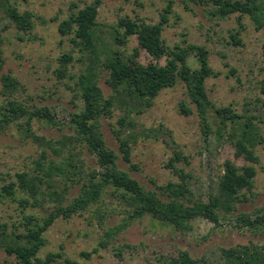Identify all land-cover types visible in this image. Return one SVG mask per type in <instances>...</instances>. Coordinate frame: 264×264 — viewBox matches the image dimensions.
Segmentation results:
<instances>
[{
  "label": "rangeland",
  "instance_id": "rangeland-1",
  "mask_svg": "<svg viewBox=\"0 0 264 264\" xmlns=\"http://www.w3.org/2000/svg\"><path fill=\"white\" fill-rule=\"evenodd\" d=\"M11 1L21 12L34 13L36 24L31 32L20 31L0 10V34L5 58L4 67L0 70V105L9 100H18L30 110L50 108L54 121L34 118L31 132L60 147L62 145L57 141L77 136L71 122L72 113L79 111L81 105L75 84L90 60L89 55L72 42L73 34L60 33L59 25L72 10H78L94 0ZM169 1L103 0L97 29L104 43L99 46L100 58L94 67L105 97L114 95V90L107 83L110 72L103 65L111 54V48L119 47L126 55H132L139 46L136 35L130 36L124 45L111 44L114 26L123 16L140 17L147 24L157 23ZM173 2V12L163 32L166 44L171 48L178 45H206L210 50V64L219 72L206 81L212 103L215 107L229 106L239 114L252 117L264 132V26L257 28L255 21L249 15H244V30L237 34L240 27L238 13L218 19L207 14L201 6L189 9L185 0ZM73 3L79 7L73 8ZM237 38L241 39L239 44L234 42L239 41ZM64 53H71L75 61L69 65V76L60 77L59 58ZM138 60L143 64L166 63L165 58L157 61L143 49ZM189 64L192 68L198 67L194 55L189 57ZM7 73L20 81V86L12 95L4 92L2 76ZM182 102L187 103L191 113L182 112ZM129 108L117 102L112 116L101 118V131L108 145L119 153L120 167L129 171L147 189L160 192L159 186L180 180L168 166L176 151L186 157L176 165L190 175L189 183L197 198L207 199L210 193L217 190L226 160H232L239 166L246 164L244 158L236 157V137H232L230 121L223 122L215 109L209 107L205 123L182 80L161 91L151 107L141 112L135 109L130 116L135 126L121 128L119 120ZM25 121L21 118L19 123L0 129V184L16 181L19 173L43 178L36 166L43 152L47 156L44 160L46 167L54 161L57 165L65 166L66 171L54 175L52 179L43 178L42 182H37L35 195L19 189L16 196L0 199V228L9 233L26 232V217L41 220L57 203L66 204L79 194L82 183L78 182V176H74L73 182L68 174L73 172L68 165L70 155H74V159L78 155L86 163L87 176L93 170L100 169L97 157L84 144L75 143V149L68 144L58 153L29 136ZM115 129H121L122 135L128 139L132 163L138 168H132V163L124 160ZM256 153L259 162L255 163L257 175L254 187L251 191H243L248 200L238 204V212L252 213L264 207V145H258ZM76 163L79 162L76 160ZM51 191H58L61 201L57 202L51 196ZM23 197L29 201L26 206L20 202ZM129 209L125 200L112 188H107L103 199L88 210L69 219L59 218L45 232L48 244L39 255L45 258L50 252H61L62 258L54 264H178L175 259L187 251L192 258L201 261L199 264H219L223 261L222 249L251 242L264 244V230L253 232L244 227H235V222L230 218L222 220V225L218 226L197 218L192 222V230L182 232L146 215L132 219L128 227L110 239L107 248L100 246L107 231L130 219ZM95 247H99V251L91 257L83 254ZM0 264L20 263L15 255L0 246Z\"/></svg>",
  "mask_w": 264,
  "mask_h": 264
},
{
  "label": "trees",
  "instance_id": "trees-1",
  "mask_svg": "<svg viewBox=\"0 0 264 264\" xmlns=\"http://www.w3.org/2000/svg\"><path fill=\"white\" fill-rule=\"evenodd\" d=\"M103 0H94L79 7L72 4L78 10H72L69 16L62 20L59 31L62 35L73 34L72 42L81 47V50L89 55V64L85 71L79 76L75 84L76 96L81 105L77 112L72 113L71 122L76 130V137L57 141L60 147H55L52 141L31 132V122L34 118L54 121L50 108L41 107L30 110L18 100H9L8 103L0 105V129L4 130L10 124L19 123L24 118L25 126L29 136L36 141L49 145L54 151L61 153L62 148L72 144H84L88 150L97 157L100 165L99 170H93L85 174L86 163L78 155L68 157V165L73 169L68 173L70 180L74 182V176L81 184L80 192L72 200L64 204L57 203L56 207L43 219L39 220L33 216L25 218L26 232H7L0 228V246L15 255L20 264H54L62 253L50 252L45 258L39 254L48 244L45 232L59 219H69L75 214H81L92 205L100 202L107 188L126 201L129 209V220L117 227L111 228L106 233V238L100 242V246L107 248L110 239L115 238L129 226L132 219L142 218L146 215L173 226L176 230L188 232L193 228V220L203 218L215 225H222V220L230 218L235 222V227H244L253 232L264 230V207L255 212H238V204L248 200L243 191H251L254 187V179L257 175L255 163L259 162L256 153L258 145H264V132L253 121L252 117L237 113L229 106L215 107L208 96L206 81L210 76H217L210 64V50L206 45L191 44L185 47L177 46L171 48L166 44L163 37L165 26L169 23L173 12V0L161 13V19L154 24H147L142 18L134 19L130 16L120 18L118 25L112 31L111 44L114 46L124 45L130 36L136 35L139 46L135 48L132 55H126L119 47L112 50L108 58L103 62L105 68L110 72L107 83L114 90V95L105 97L100 87L94 67L99 61V46L104 40L98 33L99 9ZM189 9L201 6L214 18L225 19L238 13L240 27L237 34L244 30L242 19L249 15L256 23L257 28L264 26V0H185ZM0 10H3L12 23L24 32H31L35 28L36 15L31 11L21 12L18 6L11 0H0ZM233 38H236L233 36ZM238 39V38H237ZM234 40L239 44L241 39ZM111 46V45H110ZM146 50L155 60L165 58L166 63L150 62L143 64L138 60L141 50ZM194 55L198 61V67L192 68L189 57ZM60 77L69 76V65L73 63L74 57L71 53H64L60 58ZM5 64L3 38L0 34V70ZM235 72V70H233ZM179 80L185 82L188 95L192 102L200 110L204 122H207V108L212 107L225 122L229 120L232 125V137H236V157L246 160V164L239 166L232 160H226L223 166V174L219 177L217 190L210 193L207 199L197 198L191 189L190 175L176 163L185 160L186 157L176 151L170 159L168 166L173 169L179 177L178 182L170 181L166 185L158 187L159 191L147 189L140 181L133 177L129 171L120 167L119 153L108 145L101 131V118L112 116L117 102L121 106H129V111L120 118L121 128L135 126L131 119V113L137 109L139 112L151 107L155 99L166 88L173 87ZM4 92L12 95L20 86L18 78L10 73L2 76ZM264 92V83L263 88ZM182 112L189 114L191 109L186 102L181 103ZM208 126V125H207ZM115 134L120 142V150L126 162L132 163L130 143L122 135L121 129H115ZM46 153H42L40 160L36 161L37 170L42 173L43 178L63 174L65 166L57 165L54 161L45 166ZM73 159V160H71ZM76 160L79 163H76ZM132 168H138L132 163ZM72 174V176L70 175ZM36 175L30 177L28 173H19L16 181L0 184V199L6 196H16L19 189L25 193L35 195L37 193V182L44 179ZM72 178V179H71ZM47 180V179H46ZM77 182V181H75ZM57 202L61 201L58 191H51ZM54 194V195H52ZM21 204L26 206L29 201L21 199ZM98 214V211L96 212ZM128 246V245H127ZM99 251L95 247L91 252H83L91 257ZM223 261L219 264H264V244L251 242L234 247L222 249ZM70 262L68 259H66ZM178 264H199L201 261L192 258L187 251L182 252Z\"/></svg>",
  "mask_w": 264,
  "mask_h": 264
}]
</instances>
